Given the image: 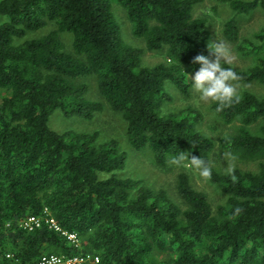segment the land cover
Segmentation results:
<instances>
[{"label": "trees", "instance_id": "trees-1", "mask_svg": "<svg viewBox=\"0 0 264 264\" xmlns=\"http://www.w3.org/2000/svg\"><path fill=\"white\" fill-rule=\"evenodd\" d=\"M204 1L0 0V261L92 253L100 262L85 264H264V95L244 90L238 102L212 103L225 123L239 124L220 145L259 160L256 171L217 169V144L200 129L202 113L164 105L172 100L167 80L188 96L189 76L201 66L194 58L215 48L209 18L196 15ZM218 1L232 13L224 37L253 55L246 68L223 66L237 74L234 82L264 86V28L255 40L241 39L239 22L241 15L264 12V0ZM115 2L146 49L166 51L170 62L144 65V49L122 35ZM85 76L96 79L122 115L133 148L150 150L161 167L174 165L182 152L181 164L201 157L225 201L214 206L188 171L178 175L176 201L165 189L116 173L127 159L117 140L52 129L57 108L85 118L103 110L100 100L86 97ZM32 216L41 223L30 229L23 222ZM66 232L77 233L79 243Z\"/></svg>", "mask_w": 264, "mask_h": 264}, {"label": "rangeland", "instance_id": "rangeland-1", "mask_svg": "<svg viewBox=\"0 0 264 264\" xmlns=\"http://www.w3.org/2000/svg\"><path fill=\"white\" fill-rule=\"evenodd\" d=\"M113 10L118 17V21L122 24V35L125 37L124 39L144 49V65L153 66L160 62H170L166 51L147 50L145 42L132 33L126 12L118 2L113 4ZM231 14L230 8L218 0H205L196 8L197 16L204 15L209 18L208 26L211 30L213 43L219 41L226 46L229 53V63L236 67L246 68L251 64L253 55L243 53L238 48L239 42L235 43L230 41L223 35L224 22ZM239 22L241 25V39L255 40V33L264 28V12L256 10L250 14L241 15ZM53 27V25H49L44 31H49ZM64 38L66 39L67 49L73 50L71 36L64 35ZM85 77V82L88 86L86 97L91 100H100L104 106L103 110L95 113L91 118H85L77 114H68L65 110L57 108L52 112L49 119V125L52 129L58 132L75 131L94 133L97 135L98 142H106L111 139L117 140L121 148L126 152L127 159L124 168L116 170V173L121 177L141 179L145 185L154 190L165 189L169 196L176 201H181L177 190L178 175L181 171H188L191 174L194 186L206 191L214 206L225 201L226 196L221 190L213 185L208 178L203 177L200 174V170L194 168L192 164L184 162L181 165L174 164L161 167L154 162L150 150H136L133 148L128 141L126 121L122 115L111 109L108 102L102 97L96 79L93 76ZM232 83L236 88L237 94H241L244 90H251L260 95H264L263 85L241 84L234 81ZM165 91L172 96L171 101L168 100L164 103V105L167 104L166 109L168 111H180L192 107L202 113L204 118L199 124L200 129L209 135L217 144L215 151L212 153V163L217 169L221 171H229L235 168L243 171H256L258 169L259 160L238 157L220 145V139L227 134L235 132L239 124L225 123L212 109L214 100H202L193 88H191L190 94L186 96L170 80L166 82ZM104 174L107 173H100L102 176Z\"/></svg>", "mask_w": 264, "mask_h": 264}, {"label": "clouds", "instance_id": "clouds-1", "mask_svg": "<svg viewBox=\"0 0 264 264\" xmlns=\"http://www.w3.org/2000/svg\"><path fill=\"white\" fill-rule=\"evenodd\" d=\"M215 48H209L211 55H197L193 63L200 64V68L194 74H190L193 90L199 94L204 101L214 100L223 104L225 102L239 101L236 88L232 81L238 77L230 68L223 65L229 63V53L222 42H214ZM214 55V59L212 58ZM185 159L182 152L178 157H174L173 164L180 165ZM191 164L200 170V174L208 178L211 175V167L201 157L191 155Z\"/></svg>", "mask_w": 264, "mask_h": 264}, {"label": "built area", "instance_id": "built-area-1", "mask_svg": "<svg viewBox=\"0 0 264 264\" xmlns=\"http://www.w3.org/2000/svg\"><path fill=\"white\" fill-rule=\"evenodd\" d=\"M49 221L54 227L60 229L54 219H50ZM40 223H41V217L32 216L27 220H25L23 222V225L25 227L33 229L35 226L40 225ZM66 234L68 235V238L70 240L76 242L77 244L79 243V238L77 233L66 232ZM7 257L13 259L14 255L8 253ZM99 262H100V257L92 253H86V254H80L74 256H67L64 254H50V255L42 256L38 261L33 262L31 264H85V263H99ZM0 264H5V263H3V261H0ZM10 264H15V263H10Z\"/></svg>", "mask_w": 264, "mask_h": 264}]
</instances>
